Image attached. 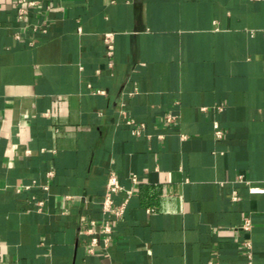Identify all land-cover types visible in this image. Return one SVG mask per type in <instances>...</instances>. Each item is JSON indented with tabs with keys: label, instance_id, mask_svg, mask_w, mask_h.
I'll use <instances>...</instances> for the list:
<instances>
[{
	"label": "crops",
	"instance_id": "obj_1",
	"mask_svg": "<svg viewBox=\"0 0 264 264\" xmlns=\"http://www.w3.org/2000/svg\"><path fill=\"white\" fill-rule=\"evenodd\" d=\"M209 263L264 264V0H0V264Z\"/></svg>",
	"mask_w": 264,
	"mask_h": 264
},
{
	"label": "built area",
	"instance_id": "obj_2",
	"mask_svg": "<svg viewBox=\"0 0 264 264\" xmlns=\"http://www.w3.org/2000/svg\"><path fill=\"white\" fill-rule=\"evenodd\" d=\"M20 13H22V12H20ZM104 41L106 43L107 54L111 55L112 51H113V34L111 32L105 33ZM216 134L220 135V131L219 130L216 131ZM133 180H135V178H133ZM119 189H120V186H119L116 178L114 176H111L108 180L107 185H106L105 197H104L103 202H102V208L104 211L112 212L115 215H121L122 214L124 204L118 208H114L113 207V199H112V195L115 192H117ZM249 191L251 193H262L263 189L260 187L251 186V187H249ZM241 227L243 229H249V227H250L249 220L245 219L244 222L242 223ZM100 231L104 237V240L107 241L108 237L110 236V233H111L110 225L108 223H104L103 225H101ZM98 242H99V239L97 236L96 237L94 236L91 238L90 251H92L94 247L98 246V244H99ZM209 264H218V263H209Z\"/></svg>",
	"mask_w": 264,
	"mask_h": 264
}]
</instances>
